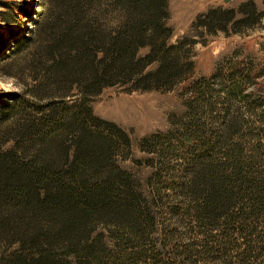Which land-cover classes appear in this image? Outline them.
<instances>
[{
	"label": "trees",
	"instance_id": "trees-1",
	"mask_svg": "<svg viewBox=\"0 0 264 264\" xmlns=\"http://www.w3.org/2000/svg\"><path fill=\"white\" fill-rule=\"evenodd\" d=\"M234 12L209 8L198 25L223 30ZM166 17V0H71V17L49 34L37 59L49 90L26 98L14 93L0 114L12 121L11 143L0 144V244L16 243L0 264H109L102 233L93 234L98 225L126 231L124 264H185L151 247L128 246L144 232L141 222L150 226V211L140 183L116 159L121 144L129 145L127 134L89 105L107 85L158 88L180 78L188 66L186 38L168 41ZM191 126L192 143L182 155L191 214L199 232H213L208 241L217 248L228 241L233 262L245 264L264 239V133L251 136L250 145L231 122L216 134Z\"/></svg>",
	"mask_w": 264,
	"mask_h": 264
},
{
	"label": "rangeland",
	"instance_id": "rangeland-1",
	"mask_svg": "<svg viewBox=\"0 0 264 264\" xmlns=\"http://www.w3.org/2000/svg\"><path fill=\"white\" fill-rule=\"evenodd\" d=\"M213 7L235 12L223 30L207 32L197 19ZM166 9L165 23L171 28L168 41L186 38L185 72L158 88H132L129 82L104 86L89 105L95 116L127 134L129 145L121 144L116 159L140 183L142 201L150 211V226L141 222L139 229L144 232L128 246L151 247L185 264H236V251L228 241L223 240L226 244L220 250L207 240L213 232H199L202 227L189 205L192 194L185 185L183 157L192 143L189 123L191 127L201 123L216 134L231 122L247 135L250 145L256 142L251 136L264 133V0H166ZM70 17L71 0H0V114L14 93L26 98L49 90L47 81L40 79L37 59L49 34ZM242 17L247 18L241 21ZM145 51L146 47L139 49ZM155 65L150 63L146 70ZM11 123V117L0 119L2 147L11 143L7 138ZM115 230L108 232L98 225L93 234L102 233L109 264L113 260L124 264L119 257L126 246V231ZM257 244L259 254L245 264H264V239ZM14 246L1 243L0 258Z\"/></svg>",
	"mask_w": 264,
	"mask_h": 264
}]
</instances>
